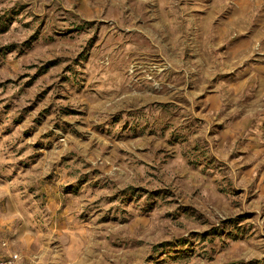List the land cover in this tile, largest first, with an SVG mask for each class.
<instances>
[{
	"label": "rangeland",
	"instance_id": "obj_1",
	"mask_svg": "<svg viewBox=\"0 0 264 264\" xmlns=\"http://www.w3.org/2000/svg\"><path fill=\"white\" fill-rule=\"evenodd\" d=\"M264 264V0H0V258Z\"/></svg>",
	"mask_w": 264,
	"mask_h": 264
},
{
	"label": "built area",
	"instance_id": "obj_2",
	"mask_svg": "<svg viewBox=\"0 0 264 264\" xmlns=\"http://www.w3.org/2000/svg\"><path fill=\"white\" fill-rule=\"evenodd\" d=\"M0 264H15L13 257L9 256L8 258H0Z\"/></svg>",
	"mask_w": 264,
	"mask_h": 264
}]
</instances>
